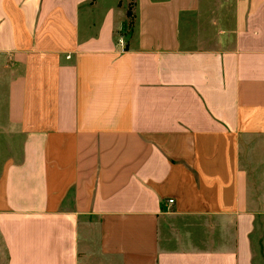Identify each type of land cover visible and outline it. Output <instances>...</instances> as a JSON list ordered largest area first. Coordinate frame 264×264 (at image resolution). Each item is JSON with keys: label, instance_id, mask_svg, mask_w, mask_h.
I'll return each mask as SVG.
<instances>
[{"label": "crops", "instance_id": "1", "mask_svg": "<svg viewBox=\"0 0 264 264\" xmlns=\"http://www.w3.org/2000/svg\"><path fill=\"white\" fill-rule=\"evenodd\" d=\"M0 264H264V0H0Z\"/></svg>", "mask_w": 264, "mask_h": 264}, {"label": "rangeland", "instance_id": "2", "mask_svg": "<svg viewBox=\"0 0 264 264\" xmlns=\"http://www.w3.org/2000/svg\"><path fill=\"white\" fill-rule=\"evenodd\" d=\"M132 6H133V2H131V7H130V9L131 10H129L130 11V17L132 18V21H131V25H133L134 26V14H133V12H132Z\"/></svg>", "mask_w": 264, "mask_h": 264}, {"label": "trees", "instance_id": "3", "mask_svg": "<svg viewBox=\"0 0 264 264\" xmlns=\"http://www.w3.org/2000/svg\"><path fill=\"white\" fill-rule=\"evenodd\" d=\"M131 13H130V11H129V15H130Z\"/></svg>", "mask_w": 264, "mask_h": 264}]
</instances>
